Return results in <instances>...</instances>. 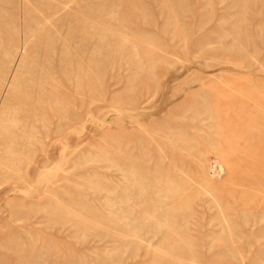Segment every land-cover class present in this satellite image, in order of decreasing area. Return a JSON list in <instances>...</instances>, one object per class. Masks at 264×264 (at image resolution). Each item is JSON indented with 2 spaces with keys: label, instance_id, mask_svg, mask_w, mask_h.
I'll return each instance as SVG.
<instances>
[{
  "label": "rangeland",
  "instance_id": "374dc122",
  "mask_svg": "<svg viewBox=\"0 0 264 264\" xmlns=\"http://www.w3.org/2000/svg\"><path fill=\"white\" fill-rule=\"evenodd\" d=\"M0 264H264V0H0Z\"/></svg>",
  "mask_w": 264,
  "mask_h": 264
}]
</instances>
